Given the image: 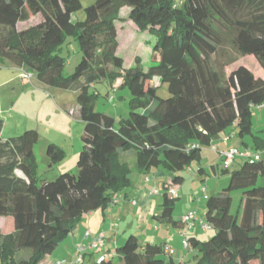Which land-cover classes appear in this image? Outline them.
Listing matches in <instances>:
<instances>
[{
	"label": "trees",
	"instance_id": "obj_1",
	"mask_svg": "<svg viewBox=\"0 0 264 264\" xmlns=\"http://www.w3.org/2000/svg\"><path fill=\"white\" fill-rule=\"evenodd\" d=\"M81 1L0 0V62L50 89L76 91L83 124L77 174L48 182L37 173L38 132L3 140L0 120V218L8 221L0 229V263L40 264L86 214L106 209L113 196L131 187L135 175L160 168L172 185H180L179 173L200 160L202 148L233 128L243 146L239 150L263 155L236 158L233 163H241L232 171L233 163L225 169L221 162L219 174L228 173V183L205 199L204 221L214 235L207 241L187 237L191 262L175 260L160 244L142 245L130 234L113 258L100 264H264V130L263 135L251 130L253 109L264 104V0H96L84 9V20L74 21ZM122 10L140 33L154 37L146 69L139 57L125 67L117 54ZM37 17L35 24L18 28ZM67 39L77 44L81 59L64 76L67 58L60 50ZM225 44L242 58L252 57L263 76L244 65L227 75L215 69L212 57ZM153 78L167 84L168 98L157 96ZM97 82L109 85L108 99L119 89L129 92V115L118 125L93 109L96 93L90 89ZM125 153L133 154V168ZM46 155L49 167L63 158L54 145ZM178 198L165 188L154 218L176 224Z\"/></svg>",
	"mask_w": 264,
	"mask_h": 264
},
{
	"label": "rangeland",
	"instance_id": "obj_2",
	"mask_svg": "<svg viewBox=\"0 0 264 264\" xmlns=\"http://www.w3.org/2000/svg\"><path fill=\"white\" fill-rule=\"evenodd\" d=\"M95 1L96 0H82L81 9L73 15L72 19L74 21L84 20V9L92 5ZM174 1L179 2L180 0ZM119 17L120 20L116 21L118 41L117 54L123 58L125 67L132 66L134 64V58L139 57L142 66L146 69L151 64L150 44L154 41V37L150 34L140 33L133 26L132 22L128 20L125 10H122ZM39 19L40 18L37 17L27 23L19 24L18 28H27L35 24L37 21H39ZM147 41L150 43H146ZM60 52L64 57L67 58L63 75L69 76L74 72L75 67L80 62L81 54L78 51L77 44L71 39H67L65 44L61 47ZM7 63V61L0 62V120L3 122L1 138L3 140H7L18 137L26 130H36L39 134V141L34 147L38 175L43 180L51 182L59 175L64 173L77 174V158L71 160V148L69 147L70 144L66 141L67 139H65L64 134L62 133L63 131L65 133V127L68 125L66 120L68 117V112L70 111V113H72L75 110L74 120H76L75 124L77 125V128L74 129L73 137L77 138L76 141H78L79 146L83 145V124L80 121L77 112V92L73 90L65 91L67 95L66 101L69 104L68 109H66V107L63 106L62 101L51 92L53 89L39 84L35 77H33V79L21 77L23 80L17 78L11 82L2 84L6 79H8L7 73L11 71V69L4 66ZM212 65L215 69L222 71L225 75L234 70L237 66L244 65L248 66L256 76H263L258 63L252 57H240L232 49L230 44H225L220 54L212 57ZM19 72L20 71H17L18 74ZM118 82H120V80H117L114 83V86L118 85ZM151 82L156 87L158 97L162 99L169 97L167 84L161 83L159 78H153ZM24 86L28 87L24 88ZM90 90L96 93V97L93 100L94 111L113 117L115 120V125H118V122L121 118L127 117L129 115V92L127 89L124 88L117 90V95L112 97L111 100H109L106 96L107 93L113 95L107 83L97 82ZM263 107L264 104L260 108L255 107L253 109L251 118V130L255 133L260 131L258 135H263L261 131L264 130ZM54 142L61 144V146H65V149L68 153L67 156L63 154V158L60 162L49 167L50 161L46 157V148L48 145L54 144ZM236 147L243 148V146L239 144ZM124 158L130 167L133 168L135 165L134 156L124 155ZM236 161L237 166L235 167V170L239 168V164L241 163L240 160ZM186 171L187 168L179 174L184 177L185 181H187L185 188L188 189L191 187V182L187 179ZM221 190L222 189H219L218 191L211 194H215ZM237 194V192L233 193V212L237 210L239 199V195ZM178 197L180 198L175 201V204H177L176 209L180 207L182 202H184V199H181L180 193ZM160 200H162V195L158 196V201ZM196 201H198L199 204L201 199L198 198V200H195L194 198L192 200L193 204L194 202L196 203ZM205 202L206 201L203 199L202 202H200V210H202V213L200 211V215L203 217H205ZM1 229H4V225H1ZM213 235L214 231L212 230L206 232L202 237V241L209 240ZM139 243L142 245L146 244L140 240ZM117 261L118 260L116 259L115 262Z\"/></svg>",
	"mask_w": 264,
	"mask_h": 264
},
{
	"label": "crops",
	"instance_id": "obj_3",
	"mask_svg": "<svg viewBox=\"0 0 264 264\" xmlns=\"http://www.w3.org/2000/svg\"><path fill=\"white\" fill-rule=\"evenodd\" d=\"M125 13L127 14L128 12L125 11ZM146 43H148V41ZM4 66L11 69V71L7 73L8 79L2 84L11 82L17 78L22 79L20 72L19 74L17 73V71H19L18 68L9 63ZM119 84L120 82L114 87H118ZM27 87L28 86H24V88ZM51 92L58 97L62 101L63 106L68 109L69 104L66 101L67 95L65 91L53 89ZM74 115L75 110L72 113H70V111L68 112V117L66 119L68 125L65 127L66 134L64 131L62 132L65 139H67L66 141L70 144L71 160L78 158V153L82 148V146H79L78 141H76L77 138L73 137L74 129L77 128ZM259 132L260 131L253 133L258 135ZM236 133V129L232 128L228 133L213 140L209 146L202 148L200 160L193 163L186 171L187 179L191 182V187L193 188H185L187 182L185 179L180 185H172L168 174L160 168L153 169L147 175H135L133 177L132 186L117 195L119 202L116 205L86 214L82 218L77 229L67 236V238L50 255H47L40 264H73L76 246L79 244L87 246L92 239L100 234L105 237V250L112 255L116 254V249L125 242L130 234H134L140 241L145 243L162 245L164 250L166 252H171L172 257L177 261H191L194 252L190 248L184 249L182 246V232L185 231L186 227L182 224L181 220L190 212L195 213L197 220H205V217L200 215V211L202 213V210H200V202H202V199L205 200L209 195H213L211 193L223 189L228 182V173L219 174L223 153L231 148L242 149L236 147L238 144L241 145V141ZM245 141L249 143L250 147L252 146L249 138H246ZM50 145L56 146L59 150L62 149V153L67 156L68 152L65 146H61V144L57 142ZM124 155L132 156L133 154L125 153L122 156L123 158ZM236 162L237 161L233 163L229 171L235 170L237 166ZM165 188L168 189V193L172 191H176L178 195L180 193L181 199H184V202L181 203L179 208L176 209L177 204H175L174 207L173 219L176 224L172 222L167 223L154 218V215L161 211L160 205L162 201H158V196L162 195ZM152 191L155 194H151ZM193 197L195 200H198V198L201 199L199 204L198 201L193 204ZM7 222L5 217H1L0 229L1 225L5 226ZM192 225V228L187 232V237H195L202 241L203 235L208 231H202L197 222H194ZM86 233H88V236H86ZM99 255L100 252L87 253L84 257V264H96Z\"/></svg>",
	"mask_w": 264,
	"mask_h": 264
},
{
	"label": "built area",
	"instance_id": "obj_4",
	"mask_svg": "<svg viewBox=\"0 0 264 264\" xmlns=\"http://www.w3.org/2000/svg\"><path fill=\"white\" fill-rule=\"evenodd\" d=\"M19 71L21 77L27 79L33 78L32 74L27 73L20 69ZM262 155L263 154L255 153L248 149L239 150L237 148H231L228 151L224 152L222 155V167L225 169L229 168L236 158L258 160ZM151 194H155V193L152 191ZM169 195L173 198L178 197V193L176 191H172L171 193H169ZM118 202H119L118 196L117 195L113 196L109 206L116 205ZM181 222L186 227L185 231L182 232V236H183L182 246L184 249H188L187 232L192 228L193 226L192 224L194 222H197L201 230L204 232L211 230V225L205 221L197 220L195 213L193 212L186 214L182 218ZM86 236H88V233H86ZM105 246H106V241H105V237L102 234L97 235L94 239H92V241L89 242L87 246L82 244L77 245L73 264H84V257L87 253L100 252L96 264H100L105 259L113 258V255L105 250Z\"/></svg>",
	"mask_w": 264,
	"mask_h": 264
}]
</instances>
